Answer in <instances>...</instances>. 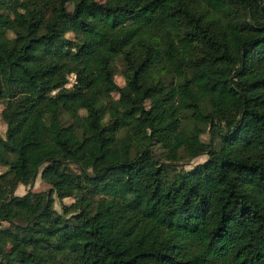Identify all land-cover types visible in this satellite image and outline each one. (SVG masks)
<instances>
[{"label": "trees", "instance_id": "16d2710c", "mask_svg": "<svg viewBox=\"0 0 264 264\" xmlns=\"http://www.w3.org/2000/svg\"><path fill=\"white\" fill-rule=\"evenodd\" d=\"M71 1L0 0V264H264V0Z\"/></svg>", "mask_w": 264, "mask_h": 264}, {"label": "rangeland", "instance_id": "374dc122", "mask_svg": "<svg viewBox=\"0 0 264 264\" xmlns=\"http://www.w3.org/2000/svg\"><path fill=\"white\" fill-rule=\"evenodd\" d=\"M67 8L68 9H71L72 8V1L71 0H68L67 2ZM122 68H123V63L118 60L117 61V73L115 75V80L117 81V83L119 85H123L124 84V77L121 73L122 71ZM170 77H166V80H169ZM115 96H117V92H114L113 93ZM3 108V103L0 101V133L1 134H4L5 132V122L3 121L2 119V116H1V110ZM203 137H206V134L203 135ZM206 157V155L204 154H200L192 159H186L183 161L182 165L185 167V168H189L191 167L192 165L196 164L197 162H200L202 160H204ZM3 169H5V166H2L0 165V171H2ZM113 185H117L118 183H120V180L119 179H113L110 181ZM50 188V184L48 182H46L45 180H43L40 176V172H38L36 178L33 180V182H31L30 184H19L15 190L16 193L18 194H22L24 193L25 191L31 189V190H46L48 191ZM54 196H55V201H54V206L56 209L60 210V204H61V201L62 202H70L72 200L71 197H65L63 198L62 200L54 193ZM5 224V223H4Z\"/></svg>", "mask_w": 264, "mask_h": 264}, {"label": "built area", "instance_id": "2783aa9c", "mask_svg": "<svg viewBox=\"0 0 264 264\" xmlns=\"http://www.w3.org/2000/svg\"><path fill=\"white\" fill-rule=\"evenodd\" d=\"M74 78H75V74L74 73H71L68 77V81L66 83V86H70L72 85L73 81H74Z\"/></svg>", "mask_w": 264, "mask_h": 264}]
</instances>
